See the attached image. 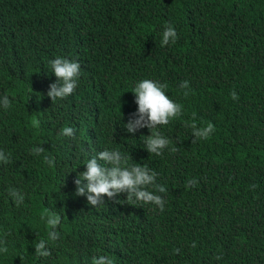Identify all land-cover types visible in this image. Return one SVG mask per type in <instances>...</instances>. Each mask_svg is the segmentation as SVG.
Instances as JSON below:
<instances>
[{
  "label": "trees",
  "instance_id": "trees-1",
  "mask_svg": "<svg viewBox=\"0 0 264 264\" xmlns=\"http://www.w3.org/2000/svg\"><path fill=\"white\" fill-rule=\"evenodd\" d=\"M140 1L0 0V98L11 101L0 104V150L10 154L0 162V241L9 249L0 264L100 256L113 264H264V0ZM169 24L178 39L161 46ZM58 56L81 71L73 94L53 102L50 61ZM144 79L167 84L182 105L180 117L157 127L171 140L160 155L145 147L148 128H124ZM193 114L198 127L215 126L209 139L193 136ZM64 127L74 136L61 135ZM37 146L45 152L35 155ZM105 149L158 173L163 211L127 192L97 206L87 192L76 195L77 175ZM11 189L24 197L19 206ZM45 211L61 217L56 240L40 219ZM41 239L48 257L35 252Z\"/></svg>",
  "mask_w": 264,
  "mask_h": 264
},
{
  "label": "clouds",
  "instance_id": "clouds-1",
  "mask_svg": "<svg viewBox=\"0 0 264 264\" xmlns=\"http://www.w3.org/2000/svg\"><path fill=\"white\" fill-rule=\"evenodd\" d=\"M146 0H141L140 4ZM112 22L116 25L117 18L120 15L118 11H110ZM178 39L177 32L172 25H167L161 40V46H167L169 43L174 44ZM52 72H54L57 83L50 85L47 95L54 102L57 99L64 98L73 94L77 87V79L80 75L81 65L76 61L56 57L50 61ZM182 89L189 88V82L183 81L180 85ZM167 84L159 83L151 79H144L138 82L132 91L135 93V103L138 105V111L132 113L128 122L124 124V128L128 133H135L142 128H148L150 135L144 142L149 153L160 155L165 148L171 145V140L158 131V126L168 125L173 119L182 115V105L177 103L174 98L166 94ZM189 93L185 91L184 96ZM233 100H238L239 96L235 91L230 93ZM0 104L5 109L11 107V101L7 96L0 98ZM34 126L39 125L38 120L32 121ZM193 136L196 139H209L210 135L215 131V126L208 122L204 127H198L195 123V114H193V123L190 125ZM61 135L72 137L74 129L64 127ZM195 142V140L193 141ZM176 152L178 149L172 146L170 149ZM35 155H41L45 152L44 147L37 146L32 149ZM0 162L5 164L10 162V154H6L0 150ZM44 162L49 166L54 164V158L44 156ZM86 165V171L79 173L74 183L76 185V195L82 196L87 192V201L90 205L97 206L102 203L103 197L113 198L118 193L127 192V200L135 198V200L144 203H153L157 205L160 211L164 210L165 201L155 192L164 193L166 188L156 183L158 173L150 170L147 166L138 164H129V157L122 154L119 150H103L96 156L90 158ZM197 181L195 178L187 182L188 187L195 186ZM149 188L154 191L148 190ZM16 204L19 206L24 200L22 194L17 190L11 189L9 192ZM41 220L46 221L49 229V239L56 240L59 233L56 231L61 223V217L56 213L45 211L40 216ZM47 241L41 239L35 245V252L38 256L48 257L51 253L46 249ZM195 247V244H193ZM9 251L4 241H0V253L7 254ZM174 251L179 252V249ZM216 259H221L217 256ZM92 264H113V260L109 257L100 256L93 257Z\"/></svg>",
  "mask_w": 264,
  "mask_h": 264
}]
</instances>
